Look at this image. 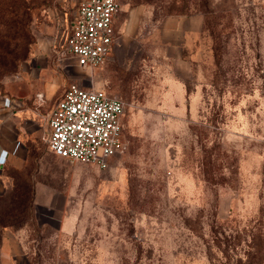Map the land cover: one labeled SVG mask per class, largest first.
I'll use <instances>...</instances> for the list:
<instances>
[{"label": "rangeland", "instance_id": "obj_1", "mask_svg": "<svg viewBox=\"0 0 264 264\" xmlns=\"http://www.w3.org/2000/svg\"><path fill=\"white\" fill-rule=\"evenodd\" d=\"M77 2L0 0V92L33 111L43 139L66 84L89 85L65 47ZM117 2L119 20L146 5L148 37L156 21L193 16L196 47L167 60L148 38L110 89L94 87L124 105V148L104 168L59 158L38 204L13 174L0 264H264V0Z\"/></svg>", "mask_w": 264, "mask_h": 264}, {"label": "built area", "instance_id": "obj_2", "mask_svg": "<svg viewBox=\"0 0 264 264\" xmlns=\"http://www.w3.org/2000/svg\"><path fill=\"white\" fill-rule=\"evenodd\" d=\"M118 7L117 0H78L68 23L66 52L73 65L86 73L89 85L75 80L66 84L49 110L44 141L51 153L70 163H94L104 168L107 158L124 148L123 102L95 89L90 78L111 51L112 22ZM36 97L42 101L41 93Z\"/></svg>", "mask_w": 264, "mask_h": 264}, {"label": "crops", "instance_id": "obj_3", "mask_svg": "<svg viewBox=\"0 0 264 264\" xmlns=\"http://www.w3.org/2000/svg\"><path fill=\"white\" fill-rule=\"evenodd\" d=\"M124 9L127 13L123 18L118 19V12L113 18L111 51L92 81L93 87L105 91L110 89L104 84L111 79L110 72L123 65L128 59L127 54L134 52L135 48L140 52L143 42L148 38H152L160 49H164V57L167 60L180 61L181 53L182 58L186 59L187 54L192 51L191 48L197 44L193 16L169 15L156 21L152 24V31L148 33V37L142 31L141 18L142 13L147 11L146 5L127 3ZM173 81L177 86L182 84L179 78L178 80L174 78ZM40 126L32 110L21 108L18 101L0 92V192L13 185L15 180L13 174L23 175L22 178L25 180L29 177L33 204L44 202L42 200L45 188L42 181L44 173L50 172L52 177L55 176L57 184L60 181V157L44 147ZM0 235V246H5L13 233L2 226Z\"/></svg>", "mask_w": 264, "mask_h": 264}, {"label": "water", "instance_id": "obj_4", "mask_svg": "<svg viewBox=\"0 0 264 264\" xmlns=\"http://www.w3.org/2000/svg\"><path fill=\"white\" fill-rule=\"evenodd\" d=\"M48 116H49V111H48V113H47V116H46V125H47V121H48ZM48 133V128L46 127V133H45V135Z\"/></svg>", "mask_w": 264, "mask_h": 264}, {"label": "trees", "instance_id": "obj_5", "mask_svg": "<svg viewBox=\"0 0 264 264\" xmlns=\"http://www.w3.org/2000/svg\"><path fill=\"white\" fill-rule=\"evenodd\" d=\"M1 226H3V225H1Z\"/></svg>", "mask_w": 264, "mask_h": 264}]
</instances>
